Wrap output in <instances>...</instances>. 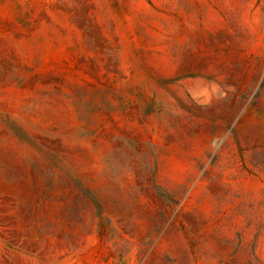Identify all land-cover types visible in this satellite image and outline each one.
<instances>
[{
  "label": "rangeland",
  "instance_id": "374dc122",
  "mask_svg": "<svg viewBox=\"0 0 264 264\" xmlns=\"http://www.w3.org/2000/svg\"><path fill=\"white\" fill-rule=\"evenodd\" d=\"M0 264H264V0H0Z\"/></svg>",
  "mask_w": 264,
  "mask_h": 264
}]
</instances>
